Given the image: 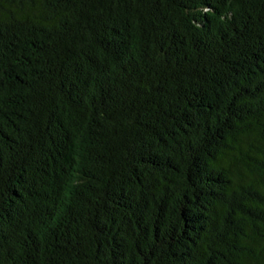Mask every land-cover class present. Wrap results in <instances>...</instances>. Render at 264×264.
I'll list each match as a JSON object with an SVG mask.
<instances>
[{
  "label": "trees",
  "instance_id": "16d2710c",
  "mask_svg": "<svg viewBox=\"0 0 264 264\" xmlns=\"http://www.w3.org/2000/svg\"><path fill=\"white\" fill-rule=\"evenodd\" d=\"M0 264H264V0H0Z\"/></svg>",
  "mask_w": 264,
  "mask_h": 264
}]
</instances>
